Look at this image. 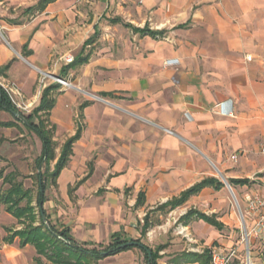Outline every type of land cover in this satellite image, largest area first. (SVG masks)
Here are the masks:
<instances>
[{
    "label": "crops",
    "instance_id": "1",
    "mask_svg": "<svg viewBox=\"0 0 264 264\" xmlns=\"http://www.w3.org/2000/svg\"><path fill=\"white\" fill-rule=\"evenodd\" d=\"M41 2L0 0V86L20 112L5 83L17 82L29 103L39 75L71 84L51 93L56 144L51 169L62 146L81 129L67 166L46 189L43 208L52 224L94 248L108 245L116 233L142 238L144 220L133 219L134 212L155 211L206 179L223 187H207L169 213H177V222L196 209L192 203L206 191L228 187L225 181L233 195L234 190L246 200L261 189L264 0H53L44 7ZM166 60L178 64L165 66ZM52 85L56 82L38 91V106ZM227 99L235 102L234 118L216 113L215 106ZM5 113L0 109V117ZM9 114L13 120L0 121H15ZM141 193L145 204L137 207ZM201 222L179 223L190 234L191 225ZM212 228L203 249L218 241L215 231L221 232ZM188 237L198 243L203 236ZM17 241L5 244L8 264L26 263L34 248H17ZM137 251L142 254L135 248L97 264H140Z\"/></svg>",
    "mask_w": 264,
    "mask_h": 264
},
{
    "label": "trees",
    "instance_id": "2",
    "mask_svg": "<svg viewBox=\"0 0 264 264\" xmlns=\"http://www.w3.org/2000/svg\"><path fill=\"white\" fill-rule=\"evenodd\" d=\"M53 0H42L41 6H46ZM9 68L6 66L2 71ZM61 84L56 83L47 87L42 95L41 102L29 115L20 113L13 104L6 91L0 86V109L11 113L15 119L13 122H1V128H16L19 123L23 124L31 132H34L42 141V151L35 161L36 172L31 176H24L19 171L14 170L6 173L0 171V182L3 186H8L3 192L0 191V201L5 205V211L15 218L22 226L21 229H6L8 236L3 239L4 244L12 245L16 239L19 240L20 247L31 245L35 248L38 257L35 264H44V257L49 264H97L98 261L107 257L115 256L124 251L139 249L143 256L145 264H159L162 259L161 252L168 248L167 244L159 245L155 248L143 242L148 230L154 226L150 219V213L144 218L141 225V236L139 239H130L123 233H116L112 236L108 245H100L91 248L85 244H79L70 235L69 230L61 229L52 224L43 206L48 201L46 189L51 182L54 184L62 170L67 166L73 153V144L81 137V129L76 135L62 146L61 155L56 165L51 169V163L56 159V144L54 143L52 128H48L49 116L53 107L51 93L54 89L59 88ZM46 115V119L41 117ZM39 119V123H35ZM45 120H47L45 122ZM31 178L35 180L38 186L37 196L35 198L32 188H26L24 180ZM249 180H231V185H248ZM207 187L220 189L223 184L216 179H206L189 190L181 194L179 198L173 199L157 207L156 212L167 215L178 207L184 205L190 197L199 194ZM34 202L36 204L34 205ZM145 196L140 194L137 207L144 206ZM192 220L203 221L214 227L220 232L227 229L226 225L221 222L216 215H207L196 209L189 210L179 219L180 223L187 224ZM177 264H213L212 249H205L203 253L183 252L175 257Z\"/></svg>",
    "mask_w": 264,
    "mask_h": 264
},
{
    "label": "rangeland",
    "instance_id": "3",
    "mask_svg": "<svg viewBox=\"0 0 264 264\" xmlns=\"http://www.w3.org/2000/svg\"><path fill=\"white\" fill-rule=\"evenodd\" d=\"M51 82H54L52 78L39 75V80L35 84L33 90L35 96H33L31 103L28 102V98L23 94L17 82L11 81L5 83V85L14 102L21 106V108H19L20 112L27 116L38 106L37 101L40 97L39 94H37L38 91ZM65 88L71 89V87ZM41 118L46 119V115H43ZM0 119L5 121L13 120L9 113L1 114ZM46 121L47 120H45V122ZM35 123H39V119H35ZM47 127L51 128V122H48ZM40 154V139L23 124L19 123L18 127L9 130L0 128V171L5 170L6 173H9L17 170L24 176H29L36 172L35 160ZM24 183L26 188L33 189L36 198L38 186L35 180L26 179ZM262 187L263 185L261 188ZM6 188H8V186H3L1 181L0 191L3 192ZM52 191L51 189L49 190V198L52 197ZM233 192L236 198H234L228 187H225L222 192L206 191L199 199H196L192 203L191 207L210 216L216 215L227 227V229L221 233L215 231V234L219 236L217 237L218 241L216 245L211 247L212 256L214 253H217L220 255V258H228L235 252L229 264H264V243L251 236H249L248 239L246 238V232L250 231L252 227V217L247 214L248 200L241 198L234 190ZM35 204L36 202H34V205ZM149 211L150 210H146L145 212L147 213ZM128 212L129 211H127V213ZM146 213L138 215L134 212V216L132 217L137 222L141 221L143 223ZM150 213L153 215L149 217L156 226L153 228L154 231L150 232L147 238L144 239V242L152 248L163 244L168 245V248L161 252L162 259L159 261L160 264H172L171 262L175 260V257L180 255L184 250L197 253L201 251L203 253L205 249H209H203V246H205L203 244H209L211 242L213 228L209 225L202 222L192 224L191 226L194 227L191 228L190 234H187L180 228V223L177 222V213L169 215H164L156 211H150ZM21 228V224L6 213L5 205L0 201V264H8L5 260L4 253L7 246L3 243V239L8 236L6 229L17 230ZM199 234L203 237L198 239V243H191L189 241L188 236L194 238ZM15 246L21 248L18 241L15 243ZM199 247L202 248L199 250ZM30 251L31 252L26 253L27 262H22V264H35L34 259L37 252L35 248L30 249ZM136 255L140 264H145L143 254L137 251Z\"/></svg>",
    "mask_w": 264,
    "mask_h": 264
},
{
    "label": "built area",
    "instance_id": "4",
    "mask_svg": "<svg viewBox=\"0 0 264 264\" xmlns=\"http://www.w3.org/2000/svg\"><path fill=\"white\" fill-rule=\"evenodd\" d=\"M251 57H247V60H251ZM74 61L73 56H69L65 58V62L70 64ZM178 64L177 60H166L165 66H173ZM264 76V71H263ZM54 82L61 84L64 87L70 88L71 84L68 82L56 78ZM216 113L223 117L234 118L236 115V107L233 99H227L225 101L220 102L215 106ZM188 120H192L189 112L185 114ZM236 157H234L235 159ZM247 214L252 217L253 226L250 231L246 232V238L249 236L255 237L260 240H264V185L261 190L256 193L254 196L248 199V207ZM235 255L233 252L228 258H220V255L217 253L213 254V262L214 264H229L231 258Z\"/></svg>",
    "mask_w": 264,
    "mask_h": 264
},
{
    "label": "water",
    "instance_id": "5",
    "mask_svg": "<svg viewBox=\"0 0 264 264\" xmlns=\"http://www.w3.org/2000/svg\"><path fill=\"white\" fill-rule=\"evenodd\" d=\"M48 76L52 77L53 79H56V77H54V76H51V75H48ZM15 115H18V113H15ZM225 183H226V185L229 187V189H231L229 183L226 182V181H225ZM233 196H234V198H235V195H233ZM243 224H244V226H245L244 220H243Z\"/></svg>",
    "mask_w": 264,
    "mask_h": 264
}]
</instances>
